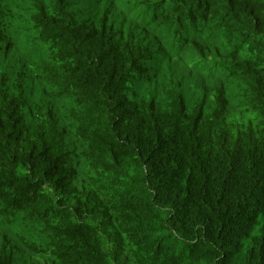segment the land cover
<instances>
[{
	"label": "trees",
	"instance_id": "obj_1",
	"mask_svg": "<svg viewBox=\"0 0 264 264\" xmlns=\"http://www.w3.org/2000/svg\"><path fill=\"white\" fill-rule=\"evenodd\" d=\"M196 1L0 0V264H264V0Z\"/></svg>",
	"mask_w": 264,
	"mask_h": 264
},
{
	"label": "clouds",
	"instance_id": "obj_2",
	"mask_svg": "<svg viewBox=\"0 0 264 264\" xmlns=\"http://www.w3.org/2000/svg\"><path fill=\"white\" fill-rule=\"evenodd\" d=\"M194 4L190 10H195L194 13V18L198 19L200 21V24L196 26H200V29L204 28L207 26V24H211L210 21V15H206L207 12L205 11V7L203 5L199 6V3L196 0H193ZM219 1H228V0H219ZM252 2V0H248ZM129 13H131L130 10H128ZM193 23V22H192ZM194 24V23H193ZM264 50V46H263ZM260 56L261 60L263 63L260 61V71L262 72L263 78H264V52L262 55H252L251 59V66H256V61L258 57ZM210 57V56H208ZM187 55L183 58V62L187 60ZM247 70L248 68L243 64H234V65H227L226 66V72L228 75V78L221 82L220 84L217 85V88L225 89V94L226 97L228 98V101L230 105H233L235 101H242L243 103H248L250 94L252 92V85L249 84L248 79H247ZM214 70H211V74H213ZM264 80V79H263ZM217 88L215 90V93L217 92ZM226 109V106L223 107Z\"/></svg>",
	"mask_w": 264,
	"mask_h": 264
},
{
	"label": "rangeland",
	"instance_id": "obj_3",
	"mask_svg": "<svg viewBox=\"0 0 264 264\" xmlns=\"http://www.w3.org/2000/svg\"><path fill=\"white\" fill-rule=\"evenodd\" d=\"M16 230H18L19 232H17ZM23 230H24V226L17 228V229H15V231H11V232L6 231V229L4 227H0V231H2L3 233H7L11 239L14 238L15 233H21Z\"/></svg>",
	"mask_w": 264,
	"mask_h": 264
},
{
	"label": "bare ground",
	"instance_id": "obj_4",
	"mask_svg": "<svg viewBox=\"0 0 264 264\" xmlns=\"http://www.w3.org/2000/svg\"><path fill=\"white\" fill-rule=\"evenodd\" d=\"M205 53V52H204ZM154 74V73H153ZM194 194V193H193Z\"/></svg>",
	"mask_w": 264,
	"mask_h": 264
}]
</instances>
